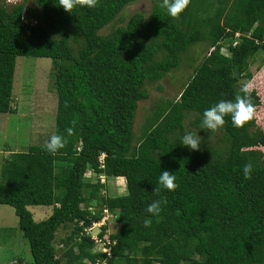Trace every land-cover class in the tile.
<instances>
[{
	"label": "trees",
	"instance_id": "obj_1",
	"mask_svg": "<svg viewBox=\"0 0 264 264\" xmlns=\"http://www.w3.org/2000/svg\"><path fill=\"white\" fill-rule=\"evenodd\" d=\"M28 1L0 0V113L16 110V57L50 58L54 134L67 144L54 154L46 143L31 144L3 159L0 204L13 207L32 257L8 264H264V129L255 115L240 128L226 116L222 128L201 129L206 109L243 95L251 61L258 56L257 68L264 64V0H191L178 19L162 0H151L147 15L134 12L123 24L122 11L135 0H98L70 13L59 0H32L38 10ZM200 42L207 53L177 97L158 105L135 133L146 84L184 59L192 66L196 55L185 52ZM251 100L256 108L254 91ZM190 131L202 138L200 150L181 144ZM248 162L251 179L243 175ZM164 170L178 187L156 193ZM116 178L124 180L122 194L108 191L107 180ZM161 198L167 203L152 216L146 208ZM30 205L52 211L34 220ZM104 209L109 216L94 237L89 229ZM109 217L117 225L111 233ZM60 228L67 233L56 249Z\"/></svg>",
	"mask_w": 264,
	"mask_h": 264
},
{
	"label": "rangeland",
	"instance_id": "obj_2",
	"mask_svg": "<svg viewBox=\"0 0 264 264\" xmlns=\"http://www.w3.org/2000/svg\"><path fill=\"white\" fill-rule=\"evenodd\" d=\"M21 0H5V3L12 4ZM38 10V7L28 1V6ZM151 9V0H135L125 6L122 11L123 21L134 12H141L147 15ZM117 25V20L105 26L100 32L107 33L112 26ZM222 52L229 54L226 46ZM205 43H195L185 52L186 55H196L192 66H188L189 60L184 59L178 68L166 73L159 81L146 84L149 97L138 101L135 114L134 132L139 134L144 129L150 115L157 106L167 99L176 98L192 72V67L207 53ZM185 63V64H184ZM259 57L251 61L249 70L252 78L246 81L245 85L254 90L259 99V105L255 108L256 124L264 129V64L257 68ZM51 59L47 57L17 56L13 78V101L15 111L0 113V171L4 157L10 150H25L31 144H45L50 136L54 135L56 94L51 78ZM241 78L239 82H244ZM161 107V105H160ZM144 125L141 129L140 127ZM264 159V147L260 146ZM91 172L85 174L90 177ZM1 181V174H0ZM108 191L111 194H122L124 192L123 178L107 180ZM28 209L32 212L34 220H42L49 216L52 211L49 205H30ZM105 216V215H104ZM106 217V216H105ZM105 217L97 222L89 232L97 237L98 228L104 223ZM108 217V216H107ZM116 224L108 218L107 233L116 229ZM67 233L66 229L60 228L53 240L54 247L59 249L63 246L62 237ZM22 257L26 262L32 260L28 250L27 240L22 236L18 228L17 216L13 207L7 204H0V264L15 262L14 257ZM14 258V259H12Z\"/></svg>",
	"mask_w": 264,
	"mask_h": 264
},
{
	"label": "clouds",
	"instance_id": "obj_3",
	"mask_svg": "<svg viewBox=\"0 0 264 264\" xmlns=\"http://www.w3.org/2000/svg\"><path fill=\"white\" fill-rule=\"evenodd\" d=\"M191 0H162L161 7L167 10V13L172 18H179V15L188 7ZM98 4V0H59V7L63 8L66 12H71L76 6L94 8ZM224 48V47H222ZM221 48V50H222ZM241 94H236L234 100H220L215 105L206 109L203 112V119L201 123V129H208L216 131L222 128L225 124V117L230 116L232 124L237 127H243L245 123L252 120L255 115V105L251 100V91L244 85L241 88ZM75 121L72 122V127H68L65 131L68 135H72L74 132ZM201 137L197 132H187L181 139V144L187 146L191 150H200ZM67 144L66 137L54 134L50 136L49 140L44 145L45 149L50 153H56L60 149L64 148ZM253 171V165L251 162L246 163L243 166V175L245 179H251V173ZM177 177L174 173L164 170L160 173L158 178V186L155 187L154 192L159 193L161 187L168 191H175L178 187L176 183ZM166 198L153 201L150 203L146 211L152 216H158L162 211V205L166 204ZM145 226H151V220H145Z\"/></svg>",
	"mask_w": 264,
	"mask_h": 264
},
{
	"label": "built area",
	"instance_id": "obj_4",
	"mask_svg": "<svg viewBox=\"0 0 264 264\" xmlns=\"http://www.w3.org/2000/svg\"><path fill=\"white\" fill-rule=\"evenodd\" d=\"M237 34H238V33H236V35H237ZM104 214H105V216H106V217L104 216L105 218H107V216H109V214H108V212H107L106 209H104ZM96 223H97V222L93 223V225H95Z\"/></svg>",
	"mask_w": 264,
	"mask_h": 264
},
{
	"label": "crops",
	"instance_id": "obj_5",
	"mask_svg": "<svg viewBox=\"0 0 264 264\" xmlns=\"http://www.w3.org/2000/svg\"><path fill=\"white\" fill-rule=\"evenodd\" d=\"M250 90V89H249ZM254 91V90H251V92ZM256 118V117H255ZM257 125V124H256ZM258 127V126H257Z\"/></svg>",
	"mask_w": 264,
	"mask_h": 264
}]
</instances>
